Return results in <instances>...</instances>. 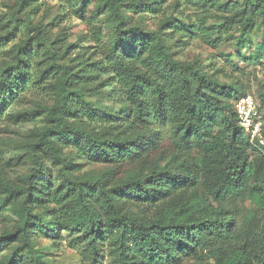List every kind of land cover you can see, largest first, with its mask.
I'll use <instances>...</instances> for the list:
<instances>
[{"label":"rangeland","instance_id":"374dc122","mask_svg":"<svg viewBox=\"0 0 264 264\" xmlns=\"http://www.w3.org/2000/svg\"><path fill=\"white\" fill-rule=\"evenodd\" d=\"M132 1L125 0L124 4ZM250 1L252 15L247 22L249 9L245 8L246 0H136L137 8L123 6V11L130 15V23L122 27L126 29L138 23L142 28L138 36L154 41L153 35L160 34L175 60L192 64L219 85V89L210 87L208 91L224 101L229 106L228 111L233 110L238 98L252 95L264 121V15L257 0ZM68 2L79 7L83 0H0V73L8 69L18 73L15 68L18 59L21 65L25 61V49L22 50L21 45L27 44L28 49L33 47L35 51L27 67L32 76L30 82L0 114V179L15 182L31 169L41 167L31 153V145L38 138L37 130L48 124L42 109L53 105L56 97L48 85L50 78L37 83L34 77L49 62L67 67L68 73L88 77L75 87H83L94 111L114 119L106 122L90 118L82 126L97 133L108 128L107 136L121 141L119 146L122 149L136 148L139 151L140 159L124 160L123 166L115 173L116 182H123L131 173L144 178L156 173L161 184L148 182L152 192L156 193L155 189L160 187L161 193L168 190L163 195L165 199L151 206L129 197V210L144 221H153L158 215L157 208L167 209L164 204L172 199V205L176 203L173 209L177 211L183 210L187 214L197 211L191 216V223L210 219L205 209L208 207L227 211L233 224L226 241L208 235L209 241L205 245L194 242L193 249L178 250L169 262L168 259L148 260L134 250L131 262L135 259L143 264H225L229 258L235 264H261L257 252L258 241L264 240V195H251L247 187L254 183L251 180L241 188L243 198H228L227 204L214 200L204 189L199 173L205 150L198 146L182 147L178 127L173 123H162L149 116L138 117L114 70L97 68L111 60L113 55L117 21L110 10L103 8L100 1L89 3L84 10L70 9ZM140 5L150 8L138 11L142 9ZM74 10L85 17L76 15ZM138 36L126 37L120 42L119 51H125V56L130 57L137 54L141 39ZM48 55L51 60H41ZM149 55V52L144 53L145 57ZM2 89L5 91V86ZM228 130L216 127L213 133L230 139L232 133ZM63 152L72 161L80 163L74 174L76 179L95 177L100 173L111 175L113 164L80 160L70 147L64 148ZM247 153L250 160L255 161L264 157V148L251 147ZM43 163L46 168L53 166L49 158H43ZM51 169L49 178L57 179L56 167ZM169 172L174 179L168 178ZM19 204L9 198L7 189L0 185V239H3L0 242V264H5L12 248L19 243L12 241L7 247L4 246L7 238H3L14 231L19 221L16 213ZM37 212L42 213L46 227L32 238L34 251L29 264L31 261L40 264H116L119 250L114 240L99 242L97 254L91 258L89 235L82 228L53 225L51 212L42 208ZM243 226L247 232L242 231ZM211 240L214 242L209 246ZM129 244L127 251H132L131 242ZM238 247H244L249 253L242 261L237 258Z\"/></svg>","mask_w":264,"mask_h":264},{"label":"trees","instance_id":"16d2710c","mask_svg":"<svg viewBox=\"0 0 264 264\" xmlns=\"http://www.w3.org/2000/svg\"><path fill=\"white\" fill-rule=\"evenodd\" d=\"M93 1H100L101 6L108 8L117 21L112 58L99 64L97 68L102 71L114 70L113 73L122 80V85L130 96L136 115L175 124L182 147L187 149L198 146L205 150L199 173L204 189L214 200L227 204L228 198L242 197L241 188L251 180L254 183L249 182L250 185L247 186L251 195H264V157L260 156L255 161L248 157V148H259L248 139L239 125L234 106L232 111H228L229 106L208 91L210 87L219 89V85L192 64L175 60L160 34L153 35L154 41L138 36L142 29L138 23L126 29L122 27L130 23V15L123 11V6L137 8L139 5L136 0L128 4H124L125 0H83L79 7L70 2L67 6L70 9L84 10ZM245 4V8L249 9L248 22L252 15V4L250 0H246ZM257 4L264 15V0H257ZM140 8L142 9L138 11H145L150 6L140 5ZM75 10L76 15L85 17V14ZM132 35L141 38L140 50L131 57L125 56V51H119L120 42ZM20 48L25 49V61L21 65L18 63L21 60L18 59L15 67L18 73H12V69L0 73V114L5 105L13 101L32 78L27 67L35 51L32 50L33 47L28 49L27 44ZM146 52L150 53L147 57L144 56ZM51 58L48 55L41 60L49 61ZM39 72L34 77L36 82L44 83L50 78L48 85L53 90L56 101L42 109L48 124L37 130L38 138L31 145V153L41 167L31 169L15 182L0 179V185L7 189L9 198L20 203L16 210L19 221L14 231L3 235V238H7L4 246L9 247L12 241H19L12 248L5 264H29L34 251L32 238L46 227L42 213L37 212L40 208L51 212L53 225L68 228H75L76 225L82 228L89 235L91 258L96 256L99 242L114 240L119 250L116 264H143L135 259L131 262L135 256L134 250L148 260L168 259L169 262L170 257L174 258L178 250L193 249L194 242L205 245L209 241L208 235L223 241L230 238L233 224L227 211L223 209L211 210L205 207L210 219L192 223L191 216L197 211L193 210L189 214L183 210L177 211L173 209L176 203L172 205V199L168 203L162 201L168 207L162 210L157 208L158 215L153 221H144L133 210H129V197L151 206L165 199L163 195L168 190L161 193L160 187L155 189L156 193L152 192L153 188L148 182L161 184L156 173L150 178L131 173L126 175L123 182H116L118 178L115 173L123 166L124 160L134 161L141 156L136 148L122 149L119 146L121 141L107 136L108 128L97 133L82 126L90 118L114 121L107 115L94 111L83 87H75L83 82V78L88 77L68 73L67 67H59L51 62ZM216 127L229 129L232 133L230 139L214 134ZM69 147L80 160L113 164L111 175L100 173L95 177L76 179L74 174L79 170L80 163L64 154L63 149ZM43 158H49L51 165L56 167L57 179L49 178L53 166L43 167ZM168 174V178L174 179L171 172ZM242 231L248 230L243 226ZM2 240L0 239L1 243ZM129 242L132 251H127ZM213 242L211 240L209 246ZM258 244L257 257L264 264V240L258 241ZM246 253L244 247H238L237 258L242 261ZM31 264L40 263L31 261ZM225 264L235 263L233 259L227 258Z\"/></svg>","mask_w":264,"mask_h":264},{"label":"built area","instance_id":"2783aa9c","mask_svg":"<svg viewBox=\"0 0 264 264\" xmlns=\"http://www.w3.org/2000/svg\"><path fill=\"white\" fill-rule=\"evenodd\" d=\"M234 111L248 139L255 143L259 150L264 148V121L259 113L256 99L252 95L238 98L234 103Z\"/></svg>","mask_w":264,"mask_h":264}]
</instances>
